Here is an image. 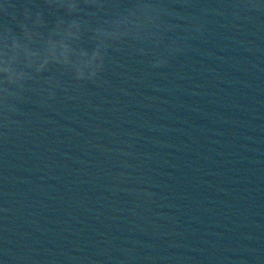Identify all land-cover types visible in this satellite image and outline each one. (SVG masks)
Returning <instances> with one entry per match:
<instances>
[{
	"label": "water",
	"instance_id": "water-1",
	"mask_svg": "<svg viewBox=\"0 0 264 264\" xmlns=\"http://www.w3.org/2000/svg\"><path fill=\"white\" fill-rule=\"evenodd\" d=\"M190 43L159 71L113 52L98 84L24 106L0 264H264V16Z\"/></svg>",
	"mask_w": 264,
	"mask_h": 264
},
{
	"label": "clouds",
	"instance_id": "clouds-1",
	"mask_svg": "<svg viewBox=\"0 0 264 264\" xmlns=\"http://www.w3.org/2000/svg\"><path fill=\"white\" fill-rule=\"evenodd\" d=\"M0 0V142L22 139L33 121L24 106L51 108L58 93L98 84L113 52L164 70L202 39L211 18L254 20L264 0ZM50 18H52L50 22Z\"/></svg>",
	"mask_w": 264,
	"mask_h": 264
}]
</instances>
